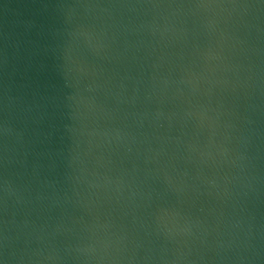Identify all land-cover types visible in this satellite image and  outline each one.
<instances>
[{
	"label": "water",
	"instance_id": "obj_1",
	"mask_svg": "<svg viewBox=\"0 0 264 264\" xmlns=\"http://www.w3.org/2000/svg\"><path fill=\"white\" fill-rule=\"evenodd\" d=\"M0 264H264V0H0Z\"/></svg>",
	"mask_w": 264,
	"mask_h": 264
}]
</instances>
